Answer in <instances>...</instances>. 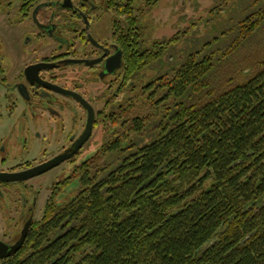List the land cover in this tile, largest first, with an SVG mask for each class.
I'll list each match as a JSON object with an SVG mask.
<instances>
[{
  "label": "trees",
  "instance_id": "1",
  "mask_svg": "<svg viewBox=\"0 0 264 264\" xmlns=\"http://www.w3.org/2000/svg\"><path fill=\"white\" fill-rule=\"evenodd\" d=\"M157 1L127 17L130 104L101 127L74 194L52 198L2 264H264V53L238 82L212 77L217 53L262 27L264 0L180 59L177 36L150 39ZM165 57L146 84L136 80Z\"/></svg>",
  "mask_w": 264,
  "mask_h": 264
},
{
  "label": "flooded vegetation",
  "instance_id": "2",
  "mask_svg": "<svg viewBox=\"0 0 264 264\" xmlns=\"http://www.w3.org/2000/svg\"><path fill=\"white\" fill-rule=\"evenodd\" d=\"M141 1L0 0V178L65 157L25 180L0 179V255L28 225L20 248L0 256V264L18 254L43 219L41 208L74 194L83 163L99 150L85 153L94 132L130 104L134 45L127 17ZM58 169L43 203L34 181Z\"/></svg>",
  "mask_w": 264,
  "mask_h": 264
},
{
  "label": "rangeland",
  "instance_id": "3",
  "mask_svg": "<svg viewBox=\"0 0 264 264\" xmlns=\"http://www.w3.org/2000/svg\"><path fill=\"white\" fill-rule=\"evenodd\" d=\"M253 0H158L145 21L152 24L150 39H168L177 36L176 57L180 59L189 50L200 48L203 44L220 35V31L227 30L236 20L253 12L258 6L251 4ZM264 3H260L261 9ZM247 42H240L233 53L226 57H219L216 69L212 73L213 81L221 84L230 77L233 83L252 74L259 66L260 57L264 53V22ZM148 28V29H150ZM223 41V40H222ZM231 37L221 44L228 48ZM211 43V42H210ZM223 49V51H224ZM222 51V52H223ZM222 52L220 54H222ZM163 64H169V58L163 62L151 66L144 71L143 82L151 79L159 71ZM102 142V131L94 132L85 153L98 149ZM60 169L52 172L43 179L34 181V189H40L39 198L44 203L50 192V185L60 176ZM42 203V205H43ZM42 209V210H41ZM37 214L39 219L43 214V208Z\"/></svg>",
  "mask_w": 264,
  "mask_h": 264
},
{
  "label": "water",
  "instance_id": "4",
  "mask_svg": "<svg viewBox=\"0 0 264 264\" xmlns=\"http://www.w3.org/2000/svg\"><path fill=\"white\" fill-rule=\"evenodd\" d=\"M91 131V121H88L86 128L83 132V134L81 135L79 141L82 143L84 142ZM65 157H58L55 161L49 162L47 164H42V165H38L35 166L31 169H28L26 171H22V172H18V173H14V174H3L1 176V180H5V181H12V180H25L26 178H29L31 176H34L36 174H39L53 166H55L56 164H58L61 160H63ZM28 229V225L26 224L23 229H22V233L20 238L16 241V243L11 246V249L7 252H4V255H0V256H5L6 254H10L14 251H16L18 248H20V246L22 245L24 238H25V234L27 232ZM5 250H7V246H5ZM3 254V253H2Z\"/></svg>",
  "mask_w": 264,
  "mask_h": 264
}]
</instances>
